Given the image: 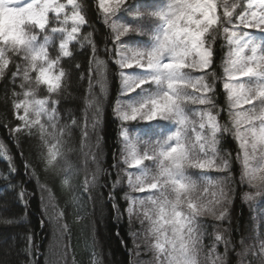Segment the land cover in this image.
Instances as JSON below:
<instances>
[{
	"label": "snow or ice",
	"instance_id": "obj_1",
	"mask_svg": "<svg viewBox=\"0 0 264 264\" xmlns=\"http://www.w3.org/2000/svg\"><path fill=\"white\" fill-rule=\"evenodd\" d=\"M93 16L108 30L104 54L120 78L111 106L119 144L107 169L101 133L108 61L99 56L95 28L86 31ZM77 45L91 51L83 72L79 63L65 67L75 61ZM218 46L228 49L221 73ZM73 72L87 80V95L81 116L68 112L70 123H64L61 104ZM0 84L6 101L10 93L14 127L0 125L9 138L17 147L21 135L38 141L37 164L73 193L77 212L94 192L109 189L116 219L143 230L144 243L132 254L143 246L153 256L149 264H229L227 255L234 252L238 264H264V237L234 242L233 230L220 227L230 224L235 199L264 197V0H0ZM221 87L224 105L217 96ZM225 114L228 120L221 123ZM74 128L80 130L84 168L95 165L78 186L77 167L67 159ZM228 136L237 142L235 154L223 148ZM0 152L14 178L13 157L2 142ZM25 170L38 179L27 162ZM234 183L254 191L241 197ZM124 187L128 191L121 196ZM39 193L45 209L53 206L47 183L39 184ZM29 195L36 193H18L21 201ZM22 207L27 212L28 202ZM54 207V218L42 219L41 227L54 223L55 232L67 235L70 226L61 222L66 210ZM81 219L76 216V222ZM138 235L129 233L133 240ZM26 239L18 264H40L43 254L34 250L33 235ZM91 248L88 264H103L95 240ZM56 255L45 264H81L66 244Z\"/></svg>",
	"mask_w": 264,
	"mask_h": 264
},
{
	"label": "trees",
	"instance_id": "obj_2",
	"mask_svg": "<svg viewBox=\"0 0 264 264\" xmlns=\"http://www.w3.org/2000/svg\"><path fill=\"white\" fill-rule=\"evenodd\" d=\"M247 0H244L246 3ZM137 4H149L154 0H135ZM162 2V0H160ZM94 7V5H93ZM92 27L87 28V32H91L95 28V38L99 48V56L101 59L108 61L107 65V82H106V100L104 106V131L101 135L104 137L105 146L103 149L106 162L103 167L107 169L109 165L114 163L112 155L117 150L119 141L117 140V128L119 122L114 119L112 113V105L114 104L120 89V78L118 75L119 69L112 62L110 56L104 54L105 40L108 38V30L102 27V22H97L95 17L91 19ZM109 47H111L109 45ZM228 49L217 50L216 55V71L221 73V59L225 56ZM75 52L78 53L75 61L65 64L69 67L70 63H79L83 67L81 71L87 70V65L91 59V51L86 46L77 45ZM10 88V85L8 86ZM88 82L81 81L79 74L73 72L72 79L69 80L67 92L64 95L61 104V116L64 123H70L67 119V113L72 112L74 116L80 117L84 108V98L87 95ZM99 93V87L95 89ZM222 87L217 93L221 105L225 104V97L221 95ZM228 117L225 114L221 123L227 122ZM83 121H81V124ZM0 125L14 127V118L10 106V93L8 101L5 99L4 86L0 84ZM137 129L134 128L133 132ZM228 142L223 145V148L233 154L237 151V142L231 137H227ZM0 142L8 148L9 154L13 157V165L16 175L13 178L8 175V164L5 158H0V264H18V261H23L24 257L18 255L23 249L28 246L26 237L29 234L33 235L32 243L35 245V251L42 253L39 256L40 264H45V259L55 262L57 260V252L66 244L68 251L75 254V258L81 264H88L89 253L92 250V242L95 240V251L101 253L103 264H149L153 260L151 253L146 248L141 246L139 254H132L135 245H143L144 234L139 224L133 223L129 227L127 219H116L115 212L111 209L107 201V193L109 189H99L92 194L93 198L84 203L83 210L77 212L75 206L70 203L73 193L63 190L60 187V182L54 180L52 175H45L42 167L37 164L39 149L38 141L35 139L26 140L23 135L19 137L16 143L9 138L5 127L0 126ZM92 143L95 142V135H92ZM68 147L72 151L67 153V159L75 165L78 170V175L74 178L73 183L79 185L85 177V171L89 174L95 168V165L88 164L87 169L84 168V156L81 154V136L79 128H74L71 133V138L67 140ZM86 151V149H85ZM23 152V157L19 155ZM0 156L3 153L0 152ZM25 162L30 164L35 169L38 179H32L26 173ZM239 165L237 164L234 175L239 176ZM4 177H7L5 179ZM103 183V181H101ZM47 183V186L53 195V206L45 209L40 201L39 184ZM236 188L241 197L244 192L254 191L248 186H238L235 183L232 185ZM23 189L28 194L36 193L35 197L26 196L25 201L28 202V211L25 212L22 205L25 201H21L18 193ZM128 191L124 187L123 193ZM98 193H103L98 194ZM78 194V193H76ZM47 202V196H45ZM123 203V201H121ZM58 205L60 209H65V218L62 223H67L70 226V232L63 235L55 232L54 223H48L46 227H41V220H47L49 217L55 216ZM231 207L230 224L225 223L221 228H231L230 238L234 242H239L242 238L248 244L257 243L256 237H264V197H255L252 201L246 202L242 198L235 199ZM83 217L79 222H76V216ZM23 220L22 224H8L4 221ZM211 231V229H209ZM119 232V237L116 233ZM130 232L139 233L133 240L129 237ZM121 241H124L122 243ZM204 243L210 244L211 240L206 239ZM125 244L127 247H125ZM219 253H224V247L221 245L217 248ZM240 251L239 248L236 249ZM229 264H238L236 253L229 252L227 255ZM70 264V262H69ZM247 264V261H245Z\"/></svg>",
	"mask_w": 264,
	"mask_h": 264
}]
</instances>
